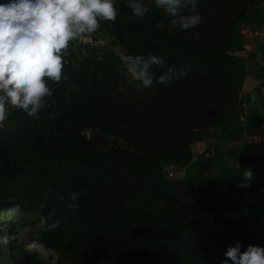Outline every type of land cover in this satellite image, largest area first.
I'll return each instance as SVG.
<instances>
[{
    "label": "trees",
    "instance_id": "1",
    "mask_svg": "<svg viewBox=\"0 0 264 264\" xmlns=\"http://www.w3.org/2000/svg\"><path fill=\"white\" fill-rule=\"evenodd\" d=\"M142 2L150 11L138 19L116 0L105 26L125 56L163 58L153 85L137 91L114 52L71 51L38 116L11 109L0 129V211L59 221L40 232L57 264H233L225 252L237 242L264 247V155L244 157L242 146L256 130L264 136V103L241 122L248 73L237 55L244 30L264 29V0H197L202 22L187 31ZM169 66L184 74L158 82ZM200 142L210 157L194 163ZM169 167L185 177L169 179Z\"/></svg>",
    "mask_w": 264,
    "mask_h": 264
},
{
    "label": "clouds",
    "instance_id": "2",
    "mask_svg": "<svg viewBox=\"0 0 264 264\" xmlns=\"http://www.w3.org/2000/svg\"><path fill=\"white\" fill-rule=\"evenodd\" d=\"M115 4L116 0H6L0 3V129L6 127L11 109L34 118L38 116L47 98L53 95L49 81L62 80L67 64L64 57L68 55L70 43L83 34L98 31L102 22L114 23L119 15ZM155 5L171 17L170 26L178 30L187 31L202 22L197 0H155ZM127 6L138 19L150 11L142 0H129ZM164 64L163 58L155 54L129 55L120 70L130 77V83L137 82V91H142L157 79L152 67ZM183 74V70L177 73L175 66H169L158 82L167 84ZM242 175L244 181L253 178L250 169ZM79 196L78 191L71 192L69 200L73 203L68 207H75ZM40 225L45 230H54L59 221L49 224L47 217H41ZM225 256L233 264H264V247L249 244L242 251L237 242L235 247L227 249Z\"/></svg>",
    "mask_w": 264,
    "mask_h": 264
},
{
    "label": "rangeland",
    "instance_id": "3",
    "mask_svg": "<svg viewBox=\"0 0 264 264\" xmlns=\"http://www.w3.org/2000/svg\"><path fill=\"white\" fill-rule=\"evenodd\" d=\"M6 0H0V3H4ZM264 8V4L262 5ZM106 22L101 24L100 34H96L97 40L100 42L98 47L99 52L103 54L108 52H114L115 55L119 56L123 61L125 52L121 50L118 45H115L116 38L108 33L106 28ZM248 29L243 32H247ZM250 35V30L247 32L246 36ZM87 48L75 49L76 54L83 60L87 57ZM67 62L68 58L65 57ZM137 82H135L136 85ZM90 130H86L85 134L90 135ZM192 148V147H191ZM195 150V147H194ZM199 157L195 155L193 157V162L196 163ZM186 173V169H183L178 174V179L183 178L182 174ZM9 229L5 234L0 235V264H20L15 261L14 256L18 257L21 264H57L58 256L46 246L40 236L41 225L38 219L34 218L32 215L24 214L19 209L10 208L3 209L0 211V231ZM14 242V247H9L8 241ZM11 244V243H10ZM17 247H23L27 252L28 256H24ZM98 264H106L99 262Z\"/></svg>",
    "mask_w": 264,
    "mask_h": 264
},
{
    "label": "crops",
    "instance_id": "4",
    "mask_svg": "<svg viewBox=\"0 0 264 264\" xmlns=\"http://www.w3.org/2000/svg\"><path fill=\"white\" fill-rule=\"evenodd\" d=\"M249 32V29L248 31ZM247 32H243L245 43L244 49L237 53L246 64L247 77L241 91L243 105L249 107L250 112L259 108L264 103V55L259 53L258 46L264 41V29L246 36ZM248 114V115H249ZM247 115V116H248ZM264 117V110L262 111ZM264 131V126H262ZM244 157H255L264 155V136L258 135V130L253 135H247L242 145ZM195 147V150H194ZM193 155L197 157L204 156L209 152V145L205 142L195 143L192 145Z\"/></svg>",
    "mask_w": 264,
    "mask_h": 264
},
{
    "label": "built area",
    "instance_id": "5",
    "mask_svg": "<svg viewBox=\"0 0 264 264\" xmlns=\"http://www.w3.org/2000/svg\"><path fill=\"white\" fill-rule=\"evenodd\" d=\"M100 45V42L97 40L96 33L91 34H83L79 39L70 43V47L68 49L67 57L71 56V51H75L78 48H90V49H97ZM240 118L242 123L247 122V115L249 114V107L247 105H242L240 111ZM206 157H210V153L204 154ZM183 171V169H176L174 167H169L166 170L167 177L169 179H176L178 174ZM182 177H185V173L182 174Z\"/></svg>",
    "mask_w": 264,
    "mask_h": 264
}]
</instances>
